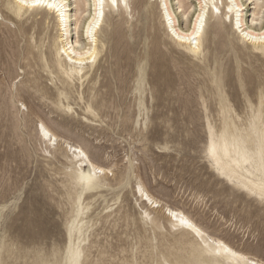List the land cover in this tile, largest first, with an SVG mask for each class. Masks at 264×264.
Returning <instances> with one entry per match:
<instances>
[{
  "label": "bare ground",
  "instance_id": "obj_1",
  "mask_svg": "<svg viewBox=\"0 0 264 264\" xmlns=\"http://www.w3.org/2000/svg\"><path fill=\"white\" fill-rule=\"evenodd\" d=\"M53 2L63 3L59 12L46 4L26 6L20 0H0L5 13L3 16L0 9V17L17 23L18 31L27 37V45L19 56L29 68L28 73L33 75L18 81L19 86L18 82H11L3 89V94L0 93L6 109H14L13 117L20 122V107L25 105L18 99L17 92L25 89L71 119L73 116L70 115L79 107L83 121L97 122L95 126L99 127L108 125L105 119L109 117L107 109L112 102L103 96V87L105 93L109 88L101 85L98 62L113 33L117 34V43L126 33L132 35L130 28L137 12L139 18L136 21H142V25L136 34L140 35L143 51L132 58L127 56L126 65L130 63L133 67L130 69L131 85L127 88L129 113H125L121 121L124 126L129 123L128 136H145L144 130L152 121L148 113L158 92L155 88L158 81L149 79L148 70L158 65L162 67L159 58L165 56L164 50L172 51L169 46L173 47L193 64L194 69L200 63L205 67L198 96L204 113L206 139L203 153L208 167L219 179L264 205V199H261L264 164L258 152L264 139V108L260 95L264 88V40L261 39L264 36V0H214L220 11L208 9L199 35H195L199 24L197 15L201 13L204 0H126L127 7L121 0H117L115 6L111 0H103L102 7L100 0H48V3ZM115 18L117 21L113 22ZM29 21L27 28L25 24ZM111 25L114 28L109 32L104 29ZM122 25L128 32L120 29ZM34 29L38 33L37 40ZM207 41L211 48L205 44ZM127 42L124 44L128 45ZM224 57L230 61L229 67L223 62ZM115 58V69L107 72L121 81L119 73L123 64H119V52ZM196 61L199 64H194ZM254 61H260L262 67H254ZM173 64L177 66L174 61ZM35 66L46 73L54 91L50 93L40 87L34 76ZM230 82L242 98L240 110L236 109L225 89ZM208 99L213 102V110L208 107ZM23 115L21 119L25 121V113ZM37 119V143L45 159V168L55 177L56 188L49 186L58 198L56 205L63 216L65 242L61 248L50 252L44 251L42 246L31 249L29 243L32 242L21 249L15 239L0 233V264H18L19 258L24 259L21 264H72L71 250L76 248L82 253L79 264H264V249L260 244L241 247L204 225L183 206L168 203L150 192L128 153L121 170L109 154L105 155L98 148L93 150L67 120H54L46 115ZM163 121L168 123L170 118L165 117ZM71 135L77 139L70 140ZM156 146L163 150L161 152L169 148L167 141ZM59 155L69 161L57 160ZM51 158L60 165L54 166ZM129 187L142 221L133 232L134 246L142 249L141 258L125 254L117 256L115 261L105 262L102 256L105 250L98 247L96 259H90L87 242L94 225L102 220L100 230L115 226L117 221L133 219L130 209L121 203L123 192ZM108 194L111 196L107 197ZM54 197L49 195L50 199ZM95 202L97 210L92 211ZM8 205L7 201L0 203V218Z\"/></svg>",
  "mask_w": 264,
  "mask_h": 264
},
{
  "label": "rangeland",
  "instance_id": "obj_2",
  "mask_svg": "<svg viewBox=\"0 0 264 264\" xmlns=\"http://www.w3.org/2000/svg\"><path fill=\"white\" fill-rule=\"evenodd\" d=\"M0 9L4 16L3 8ZM138 18L139 14L135 12L132 19L134 25L130 28L131 36L128 35L126 26L120 27L123 32H128L120 43H117V34H112V38L106 41L98 62L101 85H107L109 88L105 93L106 88L103 87V96L108 102H112V106L107 109L109 117L105 119L109 126L102 124V127H99L95 126L97 122L90 124L83 121L80 117L83 112L79 107L75 108V114L70 115L73 116L71 119L62 111H54L45 99H37V95L34 96L25 89L17 92L18 99L25 105L20 107L19 122L13 117L14 109H6V102L0 96V203L7 201L9 204L0 218V233L9 239H15L19 248L32 242L29 243L31 249L42 246L47 252L61 248L65 242L63 216L56 205L58 198L49 186L51 184L56 188L55 177L45 168V159L39 150L35 132L38 116L46 115L54 120H67L74 132L84 137L93 150L98 148L104 151L105 155L109 154L121 170L128 153L134 159L136 172L140 174L150 192L161 196L168 203L183 206L204 225H209L212 230L233 243L241 247L260 244L264 249V205L258 204L251 197L244 195V192L219 179L212 173L204 158V113L198 96V86L205 78V67L201 63L194 62L199 64L198 68L194 69L193 64L189 63L181 52H175L170 46L171 52L164 50L165 56L159 58L163 66L158 65L148 70L149 79L158 81L155 86L158 89L157 98L148 113L152 121L144 130V137L128 136L129 123L124 126L121 119L125 113H129L130 94L127 88L131 85L129 79L133 67L130 63L129 66L126 65L127 56L132 58L143 51L140 35L136 34L142 25V21H136ZM115 21L116 18L113 22ZM29 23L30 21L25 27L28 28ZM17 26V23H10L6 18L0 17L2 94L11 82L24 81L33 76L28 73L29 68L19 56V52L27 45V37L18 31ZM110 28H114V25L104 29L109 32ZM33 31L37 40L38 33L36 29ZM124 42L129 44L125 45ZM205 44L211 48L209 41ZM118 52L121 57L119 64H123L119 73L121 81L107 72L109 69H115V55ZM209 57L207 53V58ZM173 61L176 62V67L173 66ZM223 62L227 63L226 67L230 66L228 58L224 57ZM253 65L262 67L260 61H254ZM34 76L38 78L40 87L50 93L54 91L46 73L36 66ZM231 82L227 83L225 89L231 102L240 110L242 98ZM24 84L27 85L28 82ZM17 85H20L19 82ZM204 96L208 97L206 92ZM208 107L213 110L211 99H208ZM50 110L52 111L49 112ZM24 113L25 121L21 119ZM165 117L170 118L168 123H164ZM76 139L75 135L70 136V140ZM166 141L169 148L166 152H161L163 150L157 148L156 144ZM56 158L59 161H69L62 155ZM51 160L54 166L60 165L54 158ZM130 190L129 187L123 192L121 203L130 209L133 219L129 222L117 221L115 226L100 230L98 229L102 220L94 225L87 242L91 251L90 259H96L98 247L105 250L102 254L105 262L115 261L117 256L125 254L135 259L141 258L142 249L134 246L136 238L133 232L137 226L142 225V221L138 215L139 206L134 205ZM51 194L55 199L49 198ZM110 196L111 194L107 195ZM96 207L95 202L92 211H96ZM22 261L24 259L19 258L17 263L21 264Z\"/></svg>",
  "mask_w": 264,
  "mask_h": 264
},
{
  "label": "snow or ice",
  "instance_id": "obj_3",
  "mask_svg": "<svg viewBox=\"0 0 264 264\" xmlns=\"http://www.w3.org/2000/svg\"><path fill=\"white\" fill-rule=\"evenodd\" d=\"M20 2L22 4H24V5H26V6H36V5L46 4L47 7L55 8L58 12L63 7V3L58 5V4L54 3V2L53 3H48V0H20ZM121 2L124 4V7H127L126 0H121ZM111 3H112L113 6H115L116 3H117V0H111ZM100 4H101V7H102L103 0H100ZM209 8H212L216 12L220 11L219 8L216 7L214 0H204V3L201 5V13L197 15V21L199 22V24L196 27L195 35H199L200 32L203 30V27H204V23H203L204 14L207 13ZM232 10L233 9L231 7L228 9V11L230 13L232 12ZM102 14L103 13L101 12V15ZM236 27H237V29H239V27H240L239 23H237ZM245 35H247V33H245ZM189 39H191V37H189ZM261 39L264 40V36H262ZM192 43L195 44V40H192ZM196 50L199 51L198 48ZM92 59L93 60L95 59L94 55L92 56ZM260 95H261V107L264 108V88L261 89ZM258 152H259V155H260V158H261V162H262V164H264V139H262V141H261V144L259 146ZM261 199H264V185L261 186ZM189 227H192V226L189 225ZM196 231H197V234L200 235L199 230H196ZM221 246H223V245H221ZM81 255H82V253L80 252L79 248L71 250L72 264H79V257ZM53 264H55V262H53Z\"/></svg>",
  "mask_w": 264,
  "mask_h": 264
}]
</instances>
